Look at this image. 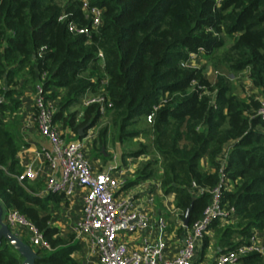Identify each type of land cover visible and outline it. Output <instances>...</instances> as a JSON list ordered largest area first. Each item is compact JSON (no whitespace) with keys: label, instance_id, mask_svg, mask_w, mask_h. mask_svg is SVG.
<instances>
[{"label":"trees","instance_id":"1","mask_svg":"<svg viewBox=\"0 0 264 264\" xmlns=\"http://www.w3.org/2000/svg\"><path fill=\"white\" fill-rule=\"evenodd\" d=\"M91 2L103 10L102 24L86 36L69 29L90 23L81 0H0V203L25 213L50 241L51 248H36L37 264L83 263L72 254L78 243L41 215L46 197L20 179V124L4 115L16 110L22 79L34 89L43 81L47 97L58 101L54 122L76 133L103 117L100 105H84V98L107 97L113 106L105 116L116 139L148 142L127 155H153L133 183L160 179L183 221L189 213V225L224 176L222 203L235 214L211 224L221 252L264 233V121L257 116L264 97V0ZM200 47L204 64L184 67ZM241 79L257 92L240 96ZM154 105L159 108L147 123ZM109 134L108 125L100 127L98 149ZM23 259L3 238L0 264ZM237 264H264V254L249 253Z\"/></svg>","mask_w":264,"mask_h":264},{"label":"built area","instance_id":"2","mask_svg":"<svg viewBox=\"0 0 264 264\" xmlns=\"http://www.w3.org/2000/svg\"><path fill=\"white\" fill-rule=\"evenodd\" d=\"M82 10L87 19V26H78L72 23L70 31L76 34L90 36L102 24L103 10L92 4V0H81ZM220 4L222 0H215ZM65 15L60 17L64 20ZM204 48H199L190 53L188 61L182 62L184 67H196L198 58L202 57ZM102 58L103 53L100 51ZM45 75L42 80H44ZM34 98L35 122L39 132L47 138L51 149H44L43 156L50 169L55 172L59 169V176L54 173L46 179V190L50 192L72 195L78 187L85 188L82 197V214L76 223V231L79 237L84 238L88 244L85 264H193L199 243L203 241L211 224L216 219H226L228 215L235 214V208H227L222 203V182L213 190L211 201L204 208L200 217L186 226V236L174 256H166L168 242L164 236L157 240L145 238L137 249H130L125 243L118 241V234L122 231L132 232L147 228L150 224L146 213L134 208L130 197H119L117 191L126 183V179L113 173V168L95 173L91 161L85 152L83 140H67L58 125L54 122V116L58 109L56 100L47 97L44 91L43 81L36 84ZM3 98L0 99L2 101ZM257 116L264 121V97L259 98ZM97 103L103 116L113 103L103 95H88L84 105ZM159 106L154 105L147 115V121L152 122ZM25 175L20 176V179ZM196 186V184H193ZM228 218L227 220H233ZM4 221L12 227H23L30 238V243L35 248L49 249L50 241L45 237L39 226L25 213L16 207H10L4 211ZM162 230L167 227V221L161 219ZM258 252L264 254V233L256 231L245 242L233 249L219 253L213 264H237L239 259L249 253Z\"/></svg>","mask_w":264,"mask_h":264},{"label":"crops","instance_id":"3","mask_svg":"<svg viewBox=\"0 0 264 264\" xmlns=\"http://www.w3.org/2000/svg\"><path fill=\"white\" fill-rule=\"evenodd\" d=\"M199 59L202 60V57ZM198 60L195 62L196 65ZM202 64L204 63L202 62L198 66ZM253 92H257L256 88H254ZM19 93V95L14 97L18 101L15 112H7L4 117L7 121H10L13 117L15 119L17 116L19 120L22 145L18 151V159L23 167L22 175H25L29 184L34 187L35 193L46 197L48 208L43 210L41 215H50L51 223L59 227L63 237L78 243V248L72 254L85 264L88 244L84 238L78 236L75 227L82 214V197L85 188L78 187L72 195L46 190L47 177L53 173L59 176V169L53 172L42 153L44 149H51L52 144L47 138L42 136L35 122L34 98L36 89L31 84H25L22 79ZM55 123L59 126L63 136L67 140L80 139L85 142V152L91 161L95 173L113 168V173L116 176L125 178L127 181L117 191V196L130 197L134 208L148 215L150 224L147 228L132 232L122 231L118 234V241L125 243L130 249H137L142 245L145 238L157 240L160 236H164L168 242L166 256L171 257L176 255L186 236V227L181 223L182 219L175 206L173 193H164L161 189L160 179L158 178H149L141 180L138 183H133L137 177V173L147 161V156H128L127 153L133 152V150L122 149L121 147L126 142L138 145L137 142L142 141V139L134 138L112 143L109 134L107 145L98 149V145H95V142L99 140V130L96 127L101 126V120L98 126L92 128L85 126L86 131H84L83 135H80L79 132L76 133L71 127H64L60 122ZM203 163L207 166L205 160ZM3 208L4 211L8 209L4 206ZM161 219L167 221V227L164 230L160 226ZM227 221L220 220L219 225L223 226L228 223ZM9 227L18 237L30 243L26 228L19 226ZM215 231V227H210L206 233L207 237L210 238ZM32 247L36 249L33 245ZM211 250L209 242L205 244L204 237L197 247L193 264H213L216 256L221 253L222 249L217 245L216 253L212 256L210 255Z\"/></svg>","mask_w":264,"mask_h":264},{"label":"water","instance_id":"4","mask_svg":"<svg viewBox=\"0 0 264 264\" xmlns=\"http://www.w3.org/2000/svg\"><path fill=\"white\" fill-rule=\"evenodd\" d=\"M86 127L79 130V134L83 135ZM184 223L186 226L189 225V213H187ZM3 238H7L9 242L19 251V253L24 257L22 264H37V258L39 254L32 245L20 237H18L9 227V225L4 221V208L0 203V243Z\"/></svg>","mask_w":264,"mask_h":264},{"label":"rangeland","instance_id":"5","mask_svg":"<svg viewBox=\"0 0 264 264\" xmlns=\"http://www.w3.org/2000/svg\"><path fill=\"white\" fill-rule=\"evenodd\" d=\"M202 60L199 59L198 62H197V65H199L202 62L203 63L205 62V60L203 58H202ZM200 61H202V62H200ZM244 75H245V73H244ZM210 76L212 77V75H210ZM240 76H242V75H240ZM232 78H234V77H232ZM239 78H241V77H239ZM240 82H241V84L240 83L237 84L238 85L237 90H238V94L240 96H249L250 94L253 93V90H254L255 87L249 81L244 80V79H241ZM147 123H148V121H147ZM100 124H101V126H103V125H108L109 126V133H110V137H111L112 143L119 142V140L116 139V129H114L113 123H112V121H111V119L109 117L103 116L101 118V123ZM101 126L96 127V128L99 130V128ZM140 139H142V141L137 142L138 145L137 144L136 145H133V144H130V143L126 142L123 145H121V147H122V149L127 148V150L129 149V150L136 151V150L140 149L142 142L145 143V144H148V142L146 141V139H143V138H140ZM144 155L147 156V161L150 158H153L152 153H147V154H144ZM216 233L217 232L215 231V233H213L212 236L208 239V242H209V244H210V246L212 248V250L210 252V255L211 256L216 253V248H217Z\"/></svg>","mask_w":264,"mask_h":264}]
</instances>
